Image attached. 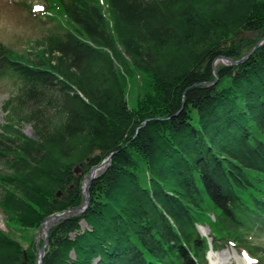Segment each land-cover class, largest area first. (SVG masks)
Listing matches in <instances>:
<instances>
[{
    "label": "trees",
    "instance_id": "trees-1",
    "mask_svg": "<svg viewBox=\"0 0 264 264\" xmlns=\"http://www.w3.org/2000/svg\"><path fill=\"white\" fill-rule=\"evenodd\" d=\"M46 9L57 26L31 50L0 46V81L15 88L4 109L17 122L0 132L12 229H0V264H37L38 245L14 231L80 206L85 176L113 152L88 208L50 229L42 264H208L227 244L264 264L252 241L264 235V43L253 51L264 0H47ZM246 31L262 37H236ZM250 53L214 73L219 56Z\"/></svg>",
    "mask_w": 264,
    "mask_h": 264
},
{
    "label": "rangeland",
    "instance_id": "rangeland-1",
    "mask_svg": "<svg viewBox=\"0 0 264 264\" xmlns=\"http://www.w3.org/2000/svg\"><path fill=\"white\" fill-rule=\"evenodd\" d=\"M46 6L47 0H0V46H6L10 50L20 54L31 50L37 39L48 34L57 26L55 21L45 15L47 11ZM238 34L236 35L237 38L262 37L261 32L257 31H246ZM219 62L223 61L217 60L215 66ZM137 81L138 78L132 76L127 78V101L131 108H136L139 98L140 83ZM14 93L15 88L11 81L7 79L0 81V132L3 131V126H6L8 123H17L10 116L11 113L4 109L5 103ZM19 126L24 134L29 137H35L30 123L23 122ZM5 173H10V170L3 163H0V176ZM2 197L0 187V229L11 233L12 229L10 230L8 227L10 216L1 205ZM41 226L37 230L17 229L13 235L15 238L21 240L25 246L31 243L33 238L34 243L38 245V248H41L45 239V232L41 230ZM82 227L85 228L87 226L85 223H82ZM199 230L202 235L209 236L210 234L209 227L199 226ZM252 241L264 247V235L261 237L255 236ZM208 264L257 263L252 261L245 250H241L232 244H227L223 249L208 252Z\"/></svg>",
    "mask_w": 264,
    "mask_h": 264
},
{
    "label": "water",
    "instance_id": "water-1",
    "mask_svg": "<svg viewBox=\"0 0 264 264\" xmlns=\"http://www.w3.org/2000/svg\"><path fill=\"white\" fill-rule=\"evenodd\" d=\"M257 32H260V31H257ZM263 43H264V36L255 45L253 51H255ZM251 53L246 55V56H244V57H242L239 60H234V59H232L230 57H226V56H219L215 60V62L217 60H222L227 65H236V64H240L243 61H245L251 55ZM214 73L218 76V72H217L215 64H214ZM195 85H198V84H195ZM145 123L146 122H144L143 125ZM114 153L115 152H113L110 155H108L103 160V162L100 165L94 166L91 169V171L87 174L86 179L83 182L84 201H83V203L80 206H77V207L72 208V209H67V210H65L63 212H59V213L53 214V215L47 217L44 220V222H43V224L41 226V230H44V232H45V239H44L42 247L38 248V251H37V254H38V263L37 264H42V262H43V258H44L45 253H46V247H47V244H48V238H49V234H50V229L55 224H57L60 220L66 219L68 217H72L74 215L81 214L88 208V206L90 205V187H91L93 181L97 177L102 175L107 170V168L110 166ZM75 171L76 172H80L81 168L79 166H77ZM60 195H61V192L59 191L58 192V196H60Z\"/></svg>",
    "mask_w": 264,
    "mask_h": 264
}]
</instances>
